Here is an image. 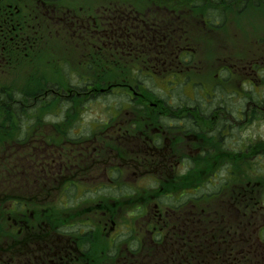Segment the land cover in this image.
<instances>
[{
    "label": "flooded vegetation",
    "instance_id": "obj_1",
    "mask_svg": "<svg viewBox=\"0 0 264 264\" xmlns=\"http://www.w3.org/2000/svg\"><path fill=\"white\" fill-rule=\"evenodd\" d=\"M133 16L123 2L115 8L105 1L93 13H78L61 0H0V73H12L22 63L45 77L39 59L50 37L45 25L81 30L78 37L70 31L53 35V43L68 37L64 42L74 38L87 44L60 46L74 48L72 61L76 55L82 62L86 54L105 57L116 49L111 54H119L123 67L130 61L138 67L136 77L121 76L109 83L130 97L120 99L91 134L80 135L73 116L65 121L59 114L58 126L50 131L53 139H27L21 146L26 170L33 167L30 152H52L41 163L45 178H35L33 171L27 173L33 179L22 181L54 187L46 198L35 200L36 209L25 205L18 214L17 219L22 218L15 223L38 232H28L25 241V234L20 240L8 236L0 243L1 252L10 255L3 261L81 264L79 259L93 245L94 225L90 220L75 223L76 218L101 214L112 218V227L106 221V229L115 256L102 264H146L145 259L164 254L168 260H180L178 264H264V175L253 179L264 170V34L260 40L251 38L244 52L224 46L227 39L218 41L212 33L221 26L219 18H185L173 29L171 18L157 26L155 17ZM195 35L215 49L203 50ZM68 62H59L58 68L64 63V72ZM99 76L78 88L85 90L72 89L74 97L90 94V88L106 92L107 70L103 81ZM149 77L170 96L147 92ZM52 82L59 89L64 84ZM56 95L58 100L66 98L59 90ZM11 148L12 140L5 145V150ZM71 187V198L79 193L90 204L56 215L55 206L67 204ZM124 207L139 215L133 225L127 222L119 228L114 216ZM153 211L155 216H149ZM143 218L144 235L139 236ZM150 218L159 219L160 226ZM164 228L167 237L155 241ZM26 244L31 245V258L17 254V245ZM138 256L145 259L140 262ZM84 264H92L91 259Z\"/></svg>",
    "mask_w": 264,
    "mask_h": 264
},
{
    "label": "rangeland",
    "instance_id": "obj_2",
    "mask_svg": "<svg viewBox=\"0 0 264 264\" xmlns=\"http://www.w3.org/2000/svg\"><path fill=\"white\" fill-rule=\"evenodd\" d=\"M257 3L255 0H243L240 3H233L231 4L233 7L226 6L224 7L223 13H227L225 22H220V28L218 29H212V33L218 36V41L220 39H227L226 42H224V46L227 45V47H235V50L237 51H244L248 50L250 39L254 37H258L260 40V36L264 34V0H258ZM101 3H104L103 0H61V4L68 5L71 9L76 10L78 13H84L86 10L88 13L95 11ZM147 3H143L142 5L138 6H144ZM82 6V7H81ZM224 6V5H223ZM133 7V6H132ZM112 9V8H111ZM113 11H116V9H112ZM126 13L131 12L134 14L133 17L136 18H153L151 16V13L144 11L146 14L145 16H142L136 11L135 9H125ZM201 13L203 10H200ZM207 11V10H206ZM74 12V11H73ZM220 12V11H219ZM217 12V13H219ZM160 15L165 16L166 12L160 11ZM129 17V15H128ZM177 18L180 17L176 14H169L167 18ZM191 18L189 15H187L185 18ZM162 18V17H161ZM57 25H45V34L50 35L49 42L45 43V49L43 56L39 59L43 58V68L40 70L41 73L45 75V77L50 81H56L57 83H64L61 84V91L64 95V97L67 98H73L75 94V90H78L79 87H82L85 82H89L86 79L83 80L82 78L79 79L77 77V74H82L84 77L91 76L92 78L96 76V73H98L100 70L95 71L93 69L87 68L88 66L86 64H82V61L79 59V55H76L74 61L73 60V52L74 48L71 46H84L88 47L87 44H85L84 40L78 39L73 40L70 39L72 42H64L65 39H69L68 37H65L62 39L60 43L54 42L53 43V35L61 34V35H68L70 31L71 33L74 32V27L71 26H62V28H56ZM172 28L175 29L176 25H172ZM81 30L76 31L74 36L78 37V33H80ZM194 36V39H197L200 41L202 36ZM231 40V41H230ZM230 41V42H229ZM200 43L203 46V50H213L215 49V45L212 44H204V42L200 41ZM64 45H71L68 47H60ZM57 50L59 51L57 53ZM116 49H110L108 52V56H105L102 58V67L103 69H106L108 71V77L107 80H109V72L114 74L116 70L118 69H124V73L121 75L122 78H134L138 74V67L134 65L132 61H130L129 65L126 67H123L124 64L121 62L122 59L119 58V54L114 53L113 55L111 52H115ZM77 52L80 53V49H77ZM110 53V55H109ZM238 55H243V52H237ZM97 57V56H96ZM36 58V57H35ZM37 59V58H36ZM66 60H69L70 64L68 67L72 70V76L70 78H65L63 76L64 72L61 71L62 68H58L59 62H66ZM34 64L37 63L33 59ZM68 62V63H69ZM127 63V64H128ZM114 68V71H113ZM144 72L145 68L140 67ZM35 74L33 68L26 67L25 64L19 63L17 67L13 70L12 73H0V85H12V84H26L27 82H30V80L35 79ZM147 84L151 88V90H148L150 94L152 93L153 96L157 97H165L170 96L168 92H165V87L163 85L158 84V86L153 84V80L151 77L146 78ZM68 83V84H67ZM108 83H103V86L105 89H107L106 92H96L94 90H91L90 94L85 95L84 97L88 98H97V99H86L83 96H77L78 98H73V104L76 107V109H79V115H73L72 119L76 122L77 130L80 132V135H89L92 133L93 129L96 125L103 124L104 121L108 119L111 113L114 112L116 105H118V101L122 98L130 97V95L126 94L125 89L119 88V87H112L113 85H110ZM67 85V86H63ZM89 85V83H88ZM90 87V86H89ZM164 90V91H163ZM181 94V90L179 91ZM187 92V90H186ZM165 93V94H164ZM73 94V96H71ZM101 94V95H100ZM161 95V96H160ZM69 96V97H68ZM56 101V100H55ZM84 103V105H83ZM127 108L129 106H126ZM61 111H64L62 109H59ZM59 115V114H58ZM58 115L54 117H50V123L48 124L49 130H54V127L58 126L57 123L59 121ZM81 115V116H80ZM98 118V121L96 122V119ZM100 119H102L100 121ZM100 121V122H99ZM92 124V125H91ZM91 125V126H90ZM53 127V129H52ZM86 137V136H82ZM253 169H255L254 164L252 165ZM253 169H250L249 171H253ZM243 170V169H242ZM244 171V170H243ZM249 172V173H250ZM252 173V172H251ZM261 174L264 175V170H261V173L259 175H253V179L261 177ZM75 191L74 187H71V189L67 192L70 194L68 198V202L65 205L63 202L62 206H55L54 211L51 210V212H54L56 215H59L61 211H67L71 212L75 208H81L86 205H89L90 202L86 201L85 196H81L79 193L76 194V196L71 198V194ZM56 194V191L53 193ZM83 199L82 201H80ZM90 199V198H89ZM60 200H58V203ZM212 204H214L213 201H211ZM264 204V202H263ZM65 207V208H64ZM118 208V207H116ZM162 209V208H161ZM155 210V209H154ZM59 211V212H57ZM115 211V208L113 209ZM119 212H113V214H116ZM124 216H120V215ZM118 214L114 216V220L116 221V226H119V228L127 223L130 222L131 225H133V217L139 215L136 213H131L130 211H127V207H124L123 213ZM130 215L132 218H130ZM154 215L155 212H151L149 216ZM63 218V216H61ZM88 218V219H86ZM90 220L92 223V227L94 225V233H93V245L91 249L88 251H85V254L82 255L80 260L81 264L85 263V260H90L92 264H102L106 262L109 258L113 259L115 256L114 252L110 250V242L111 239L109 237V229H106V224L108 222V226L112 227V218L107 220V217L105 215H88V216H80L76 218L75 223H79L81 221ZM144 220L138 225L139 232L141 233L139 236H143L142 229L145 230V227L142 225V223H145V218L141 219ZM150 220L154 223V225L160 226L161 221L159 219L150 218ZM107 221V222H106ZM61 222V221H60ZM56 224V223H55ZM112 235V234H111ZM138 236L137 234H135ZM167 237V230L164 228L160 233H157L154 236L155 241L161 238ZM147 240V239H146ZM149 241V240H148ZM154 241V243H155ZM29 247V246H28ZM85 250V249H84ZM158 259H150V258H143L141 256H138V260L142 262V259H145L146 264H163L161 260L164 261V264H178L180 260L172 261L168 260L167 254H164L162 256H157ZM166 259V261H165ZM137 261V259H136ZM134 264H137V262H134ZM182 264H187L183 262Z\"/></svg>",
    "mask_w": 264,
    "mask_h": 264
},
{
    "label": "trees",
    "instance_id": "obj_3",
    "mask_svg": "<svg viewBox=\"0 0 264 264\" xmlns=\"http://www.w3.org/2000/svg\"><path fill=\"white\" fill-rule=\"evenodd\" d=\"M103 1L111 3L115 8L120 2H123L125 3V9H135L143 16L146 15L144 11H147L151 13L153 18L155 17L158 20L157 26H161V17L164 19L168 15L162 16L159 14L160 11H164L166 13L171 12L180 16L177 18H182L184 15L181 14L184 12L196 14L200 13L201 15V9L205 11L210 8L208 10L210 12H213L214 10L218 11L217 9H219V11H221L219 16L223 18L224 14L222 11L224 10V7H233L231 4L240 3L243 0ZM143 3L147 4L143 7L138 6ZM210 17H217V15L211 14ZM176 24L177 22H173V25ZM181 25H179V27ZM179 32L181 33V31ZM49 39L47 40V43L49 42ZM89 56L90 55L86 54V57L81 58L83 60L82 64H86L89 69H93L95 71L100 70L96 73V76L100 75L98 79L103 81L105 79L103 74H106V69H103L101 65L102 58L104 57ZM63 65L65 64L63 63ZM123 73L124 69H118L114 74L109 72V80H107V82L113 83L116 80H119ZM63 76L65 78H70L72 76V70H70L69 67H65ZM77 77L79 79L82 78L83 80L86 79L89 82L95 80V77H84L82 74H77ZM81 89L85 90V87ZM58 90L61 91V89L57 88L52 81L38 74H35V79H31L30 82H27L26 84L0 85V243L7 240L8 236L20 240L19 237L24 234L25 241L26 234L29 235L28 232H34L36 234L38 232L37 230L29 231V229H25L24 224L21 226L15 223V220L17 219L18 214L21 211H24L25 205H27L30 209H36L35 206L38 201L35 200L45 197V195L48 194V190L52 189L54 185H52V183L37 185L33 182L28 183L22 181V179L25 177L33 179L31 176L27 175L28 172L30 173L33 171L35 178H45V171H43L41 163H45L47 158L52 155V152L49 150L42 152H30L28 159L33 167H29L26 170L23 167L25 158L22 154L21 146L27 139L34 142H46L47 136L50 139H53V135L48 126L50 123V117H54L58 114H64V120L66 121L70 118V116L75 114L79 115V109H76L73 104V98L77 97H69L67 99L58 100L56 95ZM78 90L82 91L80 89ZM83 96H85V94ZM59 109L65 110L61 111ZM10 140H12V148L10 151L7 149L5 150V145L7 141ZM36 164H39V167ZM21 218L17 220H21ZM28 246L30 247L31 245H17V254H27V251L29 250ZM9 256L10 255L5 252L2 253L0 250V264H6L3 260ZM27 256L31 258L30 254H27Z\"/></svg>",
    "mask_w": 264,
    "mask_h": 264
}]
</instances>
